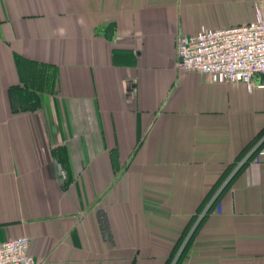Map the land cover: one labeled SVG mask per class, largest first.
Returning a JSON list of instances; mask_svg holds the SVG:
<instances>
[{
  "label": "crops",
  "instance_id": "0c3cea01",
  "mask_svg": "<svg viewBox=\"0 0 264 264\" xmlns=\"http://www.w3.org/2000/svg\"><path fill=\"white\" fill-rule=\"evenodd\" d=\"M256 8L0 0V241L26 236L35 264H166L230 178L178 264H264L262 76L214 81L176 53Z\"/></svg>",
  "mask_w": 264,
  "mask_h": 264
},
{
  "label": "built area",
  "instance_id": "2783aa9c",
  "mask_svg": "<svg viewBox=\"0 0 264 264\" xmlns=\"http://www.w3.org/2000/svg\"><path fill=\"white\" fill-rule=\"evenodd\" d=\"M176 53L179 69L207 74L218 82H242L252 88L253 76L264 73V13L256 8L252 21L219 28L201 26L194 34L181 35L176 40ZM260 143L261 139L255 141L233 171ZM0 264H35L28 238L20 235L0 241Z\"/></svg>",
  "mask_w": 264,
  "mask_h": 264
},
{
  "label": "rangeland",
  "instance_id": "374dc122",
  "mask_svg": "<svg viewBox=\"0 0 264 264\" xmlns=\"http://www.w3.org/2000/svg\"><path fill=\"white\" fill-rule=\"evenodd\" d=\"M212 200V199H211ZM206 210L202 211L201 213L193 216L191 218L189 225L186 227V229L182 233V237L178 242L174 245L173 250H172V256L169 261L166 262V264H178L181 258V255L184 254L188 243H189V235L192 232V228L194 224H197L200 220V218L203 216Z\"/></svg>",
  "mask_w": 264,
  "mask_h": 264
},
{
  "label": "trees",
  "instance_id": "16d2710c",
  "mask_svg": "<svg viewBox=\"0 0 264 264\" xmlns=\"http://www.w3.org/2000/svg\"><path fill=\"white\" fill-rule=\"evenodd\" d=\"M254 141H255V140H254ZM254 141H253V143H254ZM253 143H251V144H253ZM251 144H250V145H251ZM250 145H249V146H250ZM249 146H248L247 148H249ZM242 155H243V153H242ZM242 155L240 154V156L238 157V160H237V161H239V160L241 159ZM242 166H243V164H242L241 166H239V167L236 169L235 173H237V172L239 171V169H240ZM229 181H230V178L228 179L227 183H226L224 186H226V185L229 183ZM224 186H223V187L220 189V191L215 195V197H213V200H212V202L210 203L209 207L207 208V210L205 211V213H204L203 216L200 218L199 222L196 224V226L193 228L191 234L189 235V236H190V237H189V240H190V238L193 236V234L195 233L197 227H198V226L201 224V222L203 221L205 215L208 213V211H209V209L211 208V206H212V205L217 201V199L219 198L220 192H221V190L224 188ZM210 198H211V197H207L206 200H208V199H210ZM188 225H189V224H188Z\"/></svg>",
  "mask_w": 264,
  "mask_h": 264
},
{
  "label": "water",
  "instance_id": "95a60500",
  "mask_svg": "<svg viewBox=\"0 0 264 264\" xmlns=\"http://www.w3.org/2000/svg\"><path fill=\"white\" fill-rule=\"evenodd\" d=\"M261 76H262V80H263V82H264V73H262Z\"/></svg>",
  "mask_w": 264,
  "mask_h": 264
}]
</instances>
